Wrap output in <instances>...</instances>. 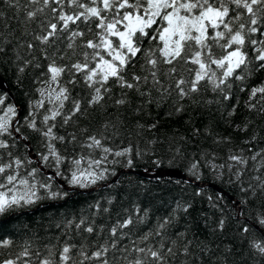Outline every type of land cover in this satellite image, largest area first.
Here are the masks:
<instances>
[{
	"label": "snow or ice",
	"instance_id": "obj_1",
	"mask_svg": "<svg viewBox=\"0 0 264 264\" xmlns=\"http://www.w3.org/2000/svg\"><path fill=\"white\" fill-rule=\"evenodd\" d=\"M3 6L14 11L7 15ZM21 37L28 39L21 42ZM37 48L39 56L35 54ZM8 62L15 68L17 83L30 68L38 70L35 82L40 86L23 124L16 106L5 104L6 96L0 95V215L44 198L67 197V191L54 189L52 183L55 176L64 175L62 166L66 162L73 166L69 169V185L81 188L115 175L113 165L123 162L128 168L133 166L134 158L141 155L138 145L129 142L118 150L106 146L109 136L105 133L111 129L110 135L115 138L125 127L118 116L106 120L102 131L87 135L80 145L90 150L87 155L70 157L66 149L58 147L75 145L78 139L74 131L58 134V128L78 126L90 110L105 109L109 100L117 109H130L134 114L159 107L173 97L176 111H182L183 105L178 102L191 99L202 89L230 100L233 80L243 82L264 70V0H0V63ZM77 85L87 90L86 96L72 95ZM113 88L121 90L115 99ZM130 92L139 101L135 108ZM258 94L264 100V86L251 90L248 106L252 109L256 105L251 100ZM234 113L235 107L228 114ZM22 127L39 134L44 151L38 155L46 166L55 167L45 181L36 179L38 167L26 169L22 175L21 169L33 161L11 151L19 140L26 142L25 148L29 146ZM150 127L155 128V124ZM137 128L143 126L137 124ZM80 131L87 133L86 128ZM95 149L102 153L99 158L92 155ZM176 154H180L179 148ZM258 158L259 167L264 168V150L250 157L253 162ZM229 160L238 166L235 179L239 181L244 175L239 166H247L249 158L232 155ZM199 167L197 160L189 167L197 179ZM255 180V185L249 184L242 191L264 199V180L259 176ZM41 190L44 196L39 194ZM190 208V203L177 201L171 214L133 240L125 230L144 223L148 210L137 206L106 227L96 222L101 211L97 202L91 206V215L56 223L60 235L49 238L42 247H34L35 241L26 239L19 252L0 256V264H177L180 256L184 259L178 264H196L188 258L203 242L195 236L189 239L187 230L175 234V238L168 235L178 213H187ZM261 209L255 221L264 233V204ZM103 212H109V208H103ZM224 226L225 221L220 219L217 227ZM242 231L250 229L245 226ZM125 238L130 246L123 245ZM154 238L156 242L152 243ZM13 244L8 238L0 240V249ZM204 248L206 245L201 251ZM250 251L264 259V235L250 241Z\"/></svg>",
	"mask_w": 264,
	"mask_h": 264
},
{
	"label": "trees",
	"instance_id": "obj_2",
	"mask_svg": "<svg viewBox=\"0 0 264 264\" xmlns=\"http://www.w3.org/2000/svg\"><path fill=\"white\" fill-rule=\"evenodd\" d=\"M3 7L7 15L14 11L7 6ZM25 39L28 38L21 37V42ZM35 54L40 55L39 48ZM3 59L8 60V57ZM40 62L45 63L43 60ZM39 75L38 70L30 68L22 74V82L17 83L13 64L0 63V76L4 82V87L0 84V95L6 96L5 104L16 106L21 124L23 117L29 112L30 101L38 98L35 90L40 85L35 79ZM259 86H264V70L254 72L243 82L233 80L230 100L225 101L219 94L202 89L201 92L193 94L191 99L179 101L178 103L183 105V110L179 112L176 111L175 97L159 107L151 106L135 114L123 107L117 109L113 101L109 100L105 106L106 110H90L88 118H81L78 126L58 128L60 135L73 131L77 133L75 145L58 147L62 151L66 149L70 157H79L87 155L90 151L80 146L86 141L87 135L102 131L101 126L106 120H114L118 116L125 127H121L120 134L115 138L111 137L109 129L105 133L109 136L106 146L118 150L131 142L139 146L141 155L134 158L131 168L124 166L123 162L113 165L111 167L114 168L115 175H109L107 180L98 181L95 185L85 188L69 185V169L73 166L66 162L62 166L64 175L55 176L52 183L54 189L67 191V197L44 198L34 205L0 215V240L8 238L14 242L13 247L0 249V256L7 257L9 253L19 252L20 245L26 239L34 240V247H42L49 238L60 235L59 230L54 227L56 223L65 218L79 217L81 214L91 215V206L97 202L101 205V211L96 216V222L106 227H110L118 218L132 213L137 206L141 210L147 209L148 217L144 223L125 230L129 232L131 239L135 240L152 229L160 218L171 214L177 201H180L190 203L191 208L187 213H178L176 222L168 230V235L175 238V234L187 230L189 239L195 236L203 242V245L194 247L189 260H195L196 264H264V259L254 256L250 251V241L264 235L260 231L262 226L255 221V214L262 210L264 199L253 198L251 192L242 191V188L247 189L249 184L257 183L255 177L259 176L264 180V168L259 167V158L255 162L250 159L255 153L264 150V111H261L264 100L258 94L251 100L256 108L248 106L251 90ZM120 91L119 88H113V99L119 96ZM72 95L83 97L87 95V90L82 85H77ZM129 95L133 101L132 108H135L139 101L134 93L130 92ZM233 107L235 113L229 116L228 113ZM137 124L143 128L138 129ZM152 124H155V128L150 127ZM85 128L87 133H82L80 129ZM22 135L28 137V148L24 146L25 141L19 140L11 151L22 159L32 160L33 163L26 164L21 169V174L23 175L26 169L38 167L40 172L36 179L47 180L48 176L54 174L55 167L46 166L38 155L44 151L42 138L23 127ZM150 141L155 143L151 144ZM176 148L180 149L179 155L176 154ZM91 151L95 158L102 155L99 149ZM232 155L249 158L247 166H239L244 172L239 181L235 179L238 166L229 160ZM111 159L112 157H109V160ZM117 159L122 161V158ZM194 160L200 161L199 179L189 171ZM213 165L217 166L215 170ZM169 169H178L190 179L171 174L148 176L141 173ZM115 176L117 177L113 180ZM214 185L221 187L226 193ZM39 194L44 196V190ZM109 200L112 201L111 204L107 203ZM105 207L109 208V212H103ZM220 219L225 221L223 229L217 227ZM245 226L250 229L247 233L242 231ZM156 239L151 242L155 243ZM122 243L130 246L128 238ZM205 245L206 248L201 251V247ZM182 259L183 256L178 257L177 264Z\"/></svg>",
	"mask_w": 264,
	"mask_h": 264
},
{
	"label": "water",
	"instance_id": "obj_3",
	"mask_svg": "<svg viewBox=\"0 0 264 264\" xmlns=\"http://www.w3.org/2000/svg\"><path fill=\"white\" fill-rule=\"evenodd\" d=\"M0 84L4 87V82H3V79L2 77L0 76ZM6 89H8L6 87ZM35 157L36 155L33 154ZM52 172V171H50ZM142 174L144 175H148V176H153V175H162V174H171V175H176V176H179V177H183V178H188L190 179L185 173H183L182 171L178 170V169H169V170H160V171H156L155 173H148V172H145V171H142L141 172ZM117 176H115L113 178V180L116 179ZM193 182H197L196 180H193ZM217 189H219L220 191H223L225 192L221 187L217 186V185H214ZM226 193V192H225ZM231 198H233L232 195H229ZM239 203V206H240V202Z\"/></svg>",
	"mask_w": 264,
	"mask_h": 264
},
{
	"label": "rangeland",
	"instance_id": "obj_4",
	"mask_svg": "<svg viewBox=\"0 0 264 264\" xmlns=\"http://www.w3.org/2000/svg\"><path fill=\"white\" fill-rule=\"evenodd\" d=\"M237 204H238L237 206L239 207V203H237Z\"/></svg>",
	"mask_w": 264,
	"mask_h": 264
}]
</instances>
